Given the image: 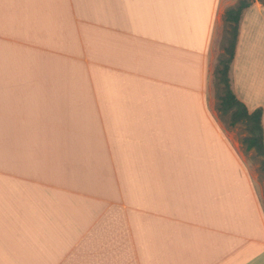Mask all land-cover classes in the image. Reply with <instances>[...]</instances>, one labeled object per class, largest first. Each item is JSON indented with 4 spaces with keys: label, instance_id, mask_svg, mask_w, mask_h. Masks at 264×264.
Segmentation results:
<instances>
[{
    "label": "crops",
    "instance_id": "1",
    "mask_svg": "<svg viewBox=\"0 0 264 264\" xmlns=\"http://www.w3.org/2000/svg\"><path fill=\"white\" fill-rule=\"evenodd\" d=\"M238 1L0 0V264H264L214 88ZM230 76L264 111L261 0Z\"/></svg>",
    "mask_w": 264,
    "mask_h": 264
},
{
    "label": "trees",
    "instance_id": "2",
    "mask_svg": "<svg viewBox=\"0 0 264 264\" xmlns=\"http://www.w3.org/2000/svg\"><path fill=\"white\" fill-rule=\"evenodd\" d=\"M261 1L264 3V0ZM251 3L252 0H239L226 11V35L223 54L220 56L216 70V78L221 88L218 109L224 115L230 114L232 125L239 123L246 125L249 135L244 138V144L247 150L255 149L264 158L263 108L250 111L233 90L230 76L238 47L241 20L245 10ZM262 166L264 167V160Z\"/></svg>",
    "mask_w": 264,
    "mask_h": 264
},
{
    "label": "rangeland",
    "instance_id": "3",
    "mask_svg": "<svg viewBox=\"0 0 264 264\" xmlns=\"http://www.w3.org/2000/svg\"><path fill=\"white\" fill-rule=\"evenodd\" d=\"M225 35H226V23L224 26L223 34H222V36L220 38V42H219L220 56L223 54ZM220 56H219V59H220ZM218 65H219V62H218ZM217 68H218V66H217ZM214 88H215L216 97H217V105L216 106H217L218 114L220 115V119L223 121L224 125L228 128V130L234 132V134L236 135V138L239 141H242L243 145L240 146L241 150L246 155V159H247L248 164L251 168V171L253 172V174L256 177L258 187H260V189L262 190V192L264 194V167L262 166L264 158H263V156L258 154L255 149H251V151L247 150L246 145L243 142L244 138L247 135H249V132L247 130L246 125L243 123H239L237 125H232L230 114L224 115L219 111L218 106H219V101H220L219 96L221 93V88H220L218 79L216 78V73H215V78H214Z\"/></svg>",
    "mask_w": 264,
    "mask_h": 264
}]
</instances>
